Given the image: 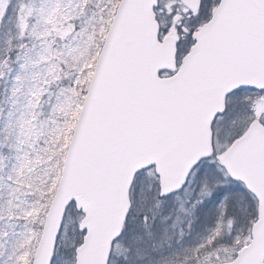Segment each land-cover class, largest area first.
I'll list each match as a JSON object with an SVG mask.
<instances>
[{
  "label": "snow or ice",
  "instance_id": "snow-or-ice-1",
  "mask_svg": "<svg viewBox=\"0 0 264 264\" xmlns=\"http://www.w3.org/2000/svg\"><path fill=\"white\" fill-rule=\"evenodd\" d=\"M144 8L146 23L128 28L122 17L98 50V86L89 101L99 127L113 140L159 156L182 153L186 126L221 96L211 125L229 118L234 98H264V79L259 85L240 82L250 74L264 77V0H147ZM257 123L264 126V114ZM222 159L214 147L190 157L171 182L155 162L132 174L128 210L114 240L127 245L121 264H169L173 249L156 248L153 240L176 218L177 204L199 211L234 179ZM146 173L152 179L145 183ZM204 249L187 252L184 264H199Z\"/></svg>",
  "mask_w": 264,
  "mask_h": 264
},
{
  "label": "rangeland",
  "instance_id": "rangeland-1",
  "mask_svg": "<svg viewBox=\"0 0 264 264\" xmlns=\"http://www.w3.org/2000/svg\"><path fill=\"white\" fill-rule=\"evenodd\" d=\"M111 2L29 0L27 7L13 5L16 16L7 21L10 0H0V264L32 262L82 92L118 4L106 13ZM229 103V118L214 125L213 147L222 152L264 114V98ZM202 188L212 194L209 185ZM255 218L254 201L228 181L199 211L177 204L176 218L153 244L173 249L169 264H184L199 245H205L199 264L230 262L242 248L237 245L249 243ZM81 219L69 211L53 264L75 263ZM115 249L114 263L121 264V244Z\"/></svg>",
  "mask_w": 264,
  "mask_h": 264
},
{
  "label": "water",
  "instance_id": "water-1",
  "mask_svg": "<svg viewBox=\"0 0 264 264\" xmlns=\"http://www.w3.org/2000/svg\"><path fill=\"white\" fill-rule=\"evenodd\" d=\"M147 0H121L104 44L121 22L128 28L146 23ZM100 56L83 103L72 140L68 147L61 179L51 203L42 237L32 264H52L68 207L74 203L85 218L80 231L86 232L83 246L76 252V264H108L112 244L120 234L128 210V184L139 168L155 162L157 170H166L169 182L175 179L181 164L190 157L207 155L211 149L212 113L219 111L223 97L202 110L195 123H189L183 134L184 151L159 156L148 148L129 149L117 143L98 125L89 97L98 86ZM264 79L250 74L240 82L259 85ZM233 181L241 183L258 201V223L252 230L253 242L243 250L234 264H263L264 222L260 220L264 205V129L256 123L220 160Z\"/></svg>",
  "mask_w": 264,
  "mask_h": 264
},
{
  "label": "trees",
  "instance_id": "trees-1",
  "mask_svg": "<svg viewBox=\"0 0 264 264\" xmlns=\"http://www.w3.org/2000/svg\"><path fill=\"white\" fill-rule=\"evenodd\" d=\"M9 29V28H8ZM13 47H15V46H13ZM21 55V54H20ZM12 60H14V58L12 59ZM5 62H7V61H5Z\"/></svg>",
  "mask_w": 264,
  "mask_h": 264
}]
</instances>
